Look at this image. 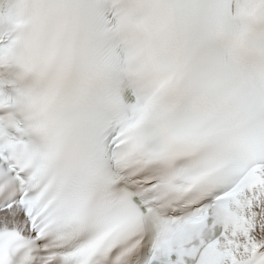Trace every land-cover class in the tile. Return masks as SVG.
Segmentation results:
<instances>
[{
    "label": "snow or ice",
    "instance_id": "6c2138e0",
    "mask_svg": "<svg viewBox=\"0 0 264 264\" xmlns=\"http://www.w3.org/2000/svg\"><path fill=\"white\" fill-rule=\"evenodd\" d=\"M9 67L0 264H264V0H13Z\"/></svg>",
    "mask_w": 264,
    "mask_h": 264
}]
</instances>
